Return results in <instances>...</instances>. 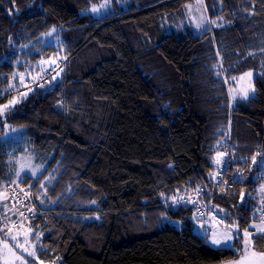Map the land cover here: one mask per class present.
Instances as JSON below:
<instances>
[{"label": "trees", "instance_id": "obj_1", "mask_svg": "<svg viewBox=\"0 0 264 264\" xmlns=\"http://www.w3.org/2000/svg\"><path fill=\"white\" fill-rule=\"evenodd\" d=\"M101 1L0 0V103L22 93L9 90L27 69L17 64L26 56L21 46L38 48L56 28L63 51L43 52L68 57L61 77L25 93L6 119L24 128L35 156L48 163L44 174L19 181L40 199L31 219L43 231L41 259L220 264L235 258L236 249L214 248L195 232L194 216L204 217L196 206L172 200L203 188L224 222L239 220L244 228L264 207V71L261 52L249 53L262 47L256 34L264 0H218L214 16L227 23L200 36L164 34L159 26L162 14L193 0H128L121 9L112 0L118 11L97 17L89 10ZM247 69L258 72L256 93L234 100L235 79ZM6 132L4 123L0 138ZM224 151H230L231 186L214 181ZM7 157L1 143L3 176ZM254 239L264 250V236Z\"/></svg>", "mask_w": 264, "mask_h": 264}, {"label": "rangeland", "instance_id": "obj_2", "mask_svg": "<svg viewBox=\"0 0 264 264\" xmlns=\"http://www.w3.org/2000/svg\"><path fill=\"white\" fill-rule=\"evenodd\" d=\"M128 0H117L119 7L121 9L122 6H126ZM106 5L105 8H101L98 12H92L91 8L93 6L99 7L100 5ZM90 8V12H92L97 17H102L109 14H114L118 11V7H116L112 0H103L100 3L93 4ZM221 9V5L218 0H193L186 5H184L181 9L169 13H164L160 16L159 26L164 34L176 33L178 36H184L186 33H191L193 35H203L207 31L214 30L222 25L227 23L226 19L219 16H214L218 10ZM200 25V27H197ZM262 32H258L257 42L264 44V24L260 25L259 30ZM49 33H51L49 35ZM49 33L44 35L43 40L41 41V45L38 48L29 47V45L21 46L19 48L20 52H25L26 56L20 57L18 59L17 64H21L24 68H27L25 71L17 72V82L13 83L10 87L11 90H15L16 88H20L23 84L27 83V81L32 78L38 79L41 75L46 73L48 70L54 68L62 57L58 56L54 52L44 53V48L47 46H55V44L60 43L61 39L59 36L58 29L53 28ZM259 43V44H260ZM262 47L260 51L257 49L260 48L258 46L250 49L249 53L261 52L260 64L261 69L264 71V47ZM63 47V46H62ZM40 55V58L37 60H30L29 55ZM260 69V68H259ZM261 71V72H262ZM251 72L252 76L249 77L245 75L246 73ZM260 72V73H261ZM258 75L256 69H247L242 74L236 77L234 87L232 88L233 99H249L255 95L256 89L254 85V79ZM61 75L58 77L60 78ZM57 78V79H58ZM52 80H48L46 83H51ZM254 89V92H253ZM2 95V94H1ZM3 95H6L4 92ZM27 94L20 93L14 94V96L10 97L7 101L0 103V130L1 125L5 123L7 127V132L0 138V144L5 143L7 145V154L6 164L4 170L6 168V173L4 176L0 172V228L4 227L3 217L5 215L9 218L7 221V226L13 229V235L19 233L18 239L20 243H24L23 233L27 232L31 229L32 235L28 237V242L25 245L29 248L30 251H35V257H29L27 253H24L22 250L17 251V255H22L27 264H58L57 262L48 261L41 259L40 254L45 249L43 243V231L35 227L32 223V216L36 214V210L40 209V199L37 197L31 200L30 203L24 207L17 206L13 204L9 200L8 188L10 185H19V181L26 174L31 175V170L33 168L38 169V174L33 176L35 178L44 174L46 168L48 167V163L44 161L38 160L37 156H35L32 148L28 145L26 141V135L24 128L12 127L10 124L6 122L7 115L14 110V107L20 103ZM15 100L16 103L5 108V105L9 104V101ZM10 129H15L16 131H10ZM220 156H217V160ZM20 173L19 177L16 175ZM3 176V177H2ZM6 176V177H5ZM51 178V179H46ZM43 181V192L47 190V188L52 185V182L55 178L54 172L48 175ZM34 202H36L34 204ZM42 202V201H41ZM33 203V204H32ZM43 203V202H42ZM260 209L258 210V212ZM257 212V213H258ZM19 213H23V217L19 216ZM220 214L225 218V213L220 212ZM194 230L199 235L203 236L205 231L207 230L208 240L213 239L214 237L217 239H222L225 233H228L233 237L234 241V249L238 251V255L230 260L224 261L220 264H232V262L238 261L240 259V252L242 250V241L239 242V246H236V240L238 236H243L244 231L253 232L254 229L252 225H261L262 221L260 219V214L258 217H255L254 220L249 224L248 227L244 228L241 226L239 220H234L232 222H219L215 220L211 216L197 217L194 216ZM177 227H182V222L179 220H174L172 222ZM39 236V239H36V236ZM252 236L253 250L257 253L264 252V250L258 249L255 246V239ZM9 244L13 242L11 240L8 241ZM19 264V261L17 262Z\"/></svg>", "mask_w": 264, "mask_h": 264}, {"label": "snow or ice", "instance_id": "obj_3", "mask_svg": "<svg viewBox=\"0 0 264 264\" xmlns=\"http://www.w3.org/2000/svg\"><path fill=\"white\" fill-rule=\"evenodd\" d=\"M106 5L102 4L99 7L93 6L91 8L92 12H98L101 8H105ZM197 27H200V25H197ZM51 33H49L50 35ZM245 75L251 77L252 73L248 72ZM254 92V89H253ZM16 101L12 100L9 101L8 105H5L4 107L7 108L13 104H15ZM10 131H16L15 129H10ZM259 155V153L257 154ZM256 156L252 157V161L255 162ZM219 163V161H217ZM38 169L33 168L31 170L32 176H36L38 174ZM18 177L20 173L16 174ZM51 179V178H46ZM235 182V181H234ZM43 188L44 185H41ZM261 192H264V185L261 186ZM200 190L197 189V192ZM95 203V202H93ZM20 217H23V213H19ZM8 217L5 215L3 217L4 227L0 228V264H17L19 261V264H27V262L24 260L22 255H17L18 250H22L24 253H27L29 257H35L36 253L35 251H30L28 247L25 245L28 242V237L32 235L31 229H29L27 232L23 233V239L24 243H20L18 236L19 233L13 235V229L9 228L7 226ZM262 223L261 225H252L254 229L253 232H248L247 230L244 231V235L238 236L237 242L242 241V250L240 252V259L238 261L232 262V264H264V252L257 253L253 250V243H252V236L255 234L257 236H264V216L260 217ZM36 239H39V236L37 235L35 237ZM206 241H208L209 245L214 248H224L231 250L234 247V241L233 237L229 235L228 233H225L222 239L213 238L211 240H208L207 236V230L205 231V234L202 237ZM9 240H11L13 243L9 244Z\"/></svg>", "mask_w": 264, "mask_h": 264}, {"label": "built area", "instance_id": "obj_4", "mask_svg": "<svg viewBox=\"0 0 264 264\" xmlns=\"http://www.w3.org/2000/svg\"><path fill=\"white\" fill-rule=\"evenodd\" d=\"M57 51L62 52L63 47L60 43L55 44ZM68 64V57L63 56L62 59L59 60L57 65L48 70L46 73L41 75L38 79L32 78L31 80L27 81V83L23 84L18 91L22 93H27L31 91L38 85L46 83L48 80H56L60 75H62L66 69ZM59 106L63 108L64 102L61 101L58 103ZM230 151H224L221 153V159L219 160V168L215 172L214 181L218 185L231 184L225 180V174L227 172V167L230 163ZM200 191L197 190L190 192V193H179L177 196L173 198L174 204H185V205H194L197 208V214L200 216H211L215 220L219 222H224V217L214 208V199L213 196L210 198H204L203 188H198ZM9 200L16 204L19 207L24 209L31 200L34 199V191L29 187H22L19 185H10L8 188ZM264 204V202H263ZM264 216V207L260 211V217Z\"/></svg>", "mask_w": 264, "mask_h": 264}]
</instances>
